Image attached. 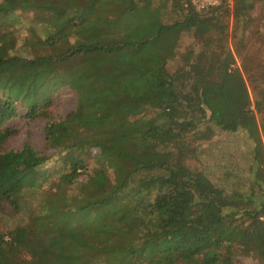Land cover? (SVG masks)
I'll return each instance as SVG.
<instances>
[{
	"label": "trees",
	"instance_id": "obj_1",
	"mask_svg": "<svg viewBox=\"0 0 264 264\" xmlns=\"http://www.w3.org/2000/svg\"><path fill=\"white\" fill-rule=\"evenodd\" d=\"M254 1L196 12L169 0L182 18L168 23L153 0L0 4V17L31 11L52 27L44 36L28 30L27 56L10 54L12 32H0V193L11 209L22 207V186L49 176L37 170L47 157L28 131L19 149L2 148L14 131L8 120H47L44 141L60 163L42 212L0 231V264H236L235 248L264 260L261 101L251 100L226 45L229 19L237 24ZM183 32L199 49L189 47L169 72ZM62 87L75 104L51 120L46 110ZM211 126L240 131L252 144L248 170L259 194L226 193L185 165Z\"/></svg>",
	"mask_w": 264,
	"mask_h": 264
},
{
	"label": "rangeland",
	"instance_id": "obj_2",
	"mask_svg": "<svg viewBox=\"0 0 264 264\" xmlns=\"http://www.w3.org/2000/svg\"><path fill=\"white\" fill-rule=\"evenodd\" d=\"M20 1L48 3L52 0H0V4ZM153 5L161 7L160 17L163 22L168 23L182 18V12L173 9L169 5V0H153ZM43 19L54 22L53 17L45 16ZM29 29L34 30L39 36H44L52 30V27L46 22L36 20L31 11L15 9L4 17H0V32L5 30L12 32L11 38L14 40V46L9 52L10 54L26 55L21 44L22 38ZM226 45L233 54L235 65L242 72L251 100L257 98L261 101V111L256 113L257 120L260 117L264 118V3L262 1H254L252 7L237 24H233L229 19ZM189 47L196 52L199 49V44L193 40L189 32H183L180 34L174 56L166 62L165 67L169 72L183 64L181 57ZM74 104V92L62 87L52 95L46 114L51 120L61 119L73 109ZM46 121L40 117L26 119L17 116L7 122V126L14 131L5 139L2 148L5 150L19 149L28 131L31 146L47 157L37 170L45 172L49 177L46 181L41 182L40 186L29 190H25L27 188L22 186L24 189L21 195L22 200H20L22 207L18 211L12 210L0 193V205L2 206L0 231L6 232L23 224L27 215L42 212L41 206L44 204L45 196L43 191L54 181L58 173L56 169L60 165L57 154H54V147L44 141L43 127ZM211 128L213 132L208 139L194 142L196 151L185 159V165L190 169L201 170L214 185L222 188L226 193L237 191L249 193L254 189V194H259L261 190L252 185L248 170L251 165L252 144L240 131L227 132L213 126ZM85 162L89 168L91 160L86 158ZM83 177L84 175H81L80 178ZM35 184L37 182H34ZM261 189L264 192V184ZM190 248L187 246L186 250L189 251ZM206 256L207 252H204L202 258ZM233 256L236 264H264V260L252 256H242L236 248ZM21 257L27 259V255L24 253L21 254ZM179 264L192 263L179 262Z\"/></svg>",
	"mask_w": 264,
	"mask_h": 264
},
{
	"label": "built area",
	"instance_id": "obj_3",
	"mask_svg": "<svg viewBox=\"0 0 264 264\" xmlns=\"http://www.w3.org/2000/svg\"><path fill=\"white\" fill-rule=\"evenodd\" d=\"M186 4L194 11L200 12L208 8L218 6L223 3L228 8H231L232 0H185Z\"/></svg>",
	"mask_w": 264,
	"mask_h": 264
}]
</instances>
